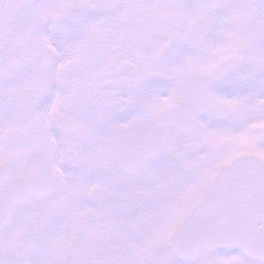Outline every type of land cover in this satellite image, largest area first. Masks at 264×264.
Here are the masks:
<instances>
[{"label":"snow or ice","instance_id":"obj_1","mask_svg":"<svg viewBox=\"0 0 264 264\" xmlns=\"http://www.w3.org/2000/svg\"><path fill=\"white\" fill-rule=\"evenodd\" d=\"M0 264H264V0H0Z\"/></svg>","mask_w":264,"mask_h":264}]
</instances>
